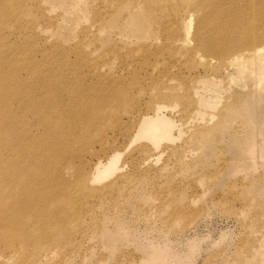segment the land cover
Segmentation results:
<instances>
[{
  "label": "rangeland",
  "instance_id": "rangeland-1",
  "mask_svg": "<svg viewBox=\"0 0 264 264\" xmlns=\"http://www.w3.org/2000/svg\"><path fill=\"white\" fill-rule=\"evenodd\" d=\"M119 1L113 7L107 0H0V78H20L30 105L51 100L71 115V123L78 108L70 107L69 87L83 94L93 89L97 105H104L99 121L87 122L85 128L101 127L100 133L78 146V157L70 163L49 154L32 185L39 175L55 187L63 180L69 185L86 181L94 164L104 163L114 150L121 154L118 166L127 177L132 172L109 193L61 191L62 196L72 195L79 224L47 228L51 234L69 233L57 246L23 252L4 241L0 229V264H264V88H256L253 70L259 62L253 57L230 63L251 54L255 46H239L227 58H215L224 59L221 64L201 52L190 55L186 52L192 41L175 43L173 36L178 40L188 33L189 40L195 39L203 14L196 5L205 0ZM221 2L219 11L232 17L240 11L246 20L255 8V16L264 18V0ZM234 24L233 17L215 25ZM121 90L124 98H117ZM200 98L216 101L212 110L203 111L207 118L202 122L191 118L193 103ZM182 101L190 103L186 113L180 109ZM158 102L165 104L163 114L181 125L184 136L179 145L172 144L175 149L162 144V159L156 163L155 157L149 161L145 143L129 144L139 117L152 116ZM11 106L16 108L18 140L40 136L37 118L25 114L18 100ZM108 141L106 147L99 144ZM58 161L62 166H56ZM44 187L41 181L38 197ZM3 211L1 206L0 217Z\"/></svg>",
  "mask_w": 264,
  "mask_h": 264
},
{
  "label": "bare ground",
  "instance_id": "bare-ground-1",
  "mask_svg": "<svg viewBox=\"0 0 264 264\" xmlns=\"http://www.w3.org/2000/svg\"><path fill=\"white\" fill-rule=\"evenodd\" d=\"M82 1L83 0H79V2ZM101 1H105V0H101ZM118 1L119 0H107V2H109L108 6L114 7L115 4L118 3ZM149 1L151 2V0ZM154 3L152 2V4ZM118 4L121 5V3ZM231 5L233 7V4H230L229 7ZM196 7L199 10H203V14L199 16L197 27L200 26V28L197 29L195 32L196 33L195 39L192 40L191 38V40H189V38L187 37L189 34L186 33L185 37H181L182 35L180 36L182 39L176 40L174 35L173 37L175 40L173 39L172 40L175 43H180V44H190L192 41L191 49L188 50L187 48L188 50L186 52L187 54L196 56L197 52H201L205 54L207 57L210 58L213 57V59L212 58L211 59L214 60V62L220 64L221 62L223 63L224 59L220 60L221 62H217L218 59L220 57L221 58L226 57L227 55L225 54L227 53L229 55V52L231 53L230 50L234 49V51L236 52L237 50L235 48L238 47L239 49V46L243 47L244 45H248L250 48L251 46L253 47L255 46V49L252 50L251 54L243 55V57H235L230 61V63L231 64L236 63L242 58L253 57L255 60L259 62V64L256 65L255 69L253 70L254 71L253 73L257 78L256 88L257 89L264 88V40H262L264 36L261 37V33L262 32L264 33V18L263 17L261 18L259 15L255 16L254 11L257 9L255 8L252 9L250 12L251 14H249V18L246 20L243 17L244 13L242 11H241L242 13H240V11L239 13L233 12L235 24L230 27H227L225 25L223 26V28H218L215 25L216 23L220 25L223 22H229L233 18L229 13H223L224 10H222L221 12L219 11V7H222L221 0L219 1L205 0L203 1V3L197 4ZM150 8L152 9V10L150 9L151 11H155L157 7H154L155 8L154 10L152 7ZM154 18H156L157 20V17L154 16ZM161 25H162L161 22L159 23V25L157 23V26H159L160 28ZM262 25L263 28L261 29L260 27ZM167 32L164 31V34H166ZM229 36L232 38V40L228 38ZM169 38L171 39L170 36ZM260 42H262L261 45ZM257 43L260 45V46L258 45L259 47H256L257 45L255 44ZM206 56L205 58H207ZM215 58L218 59H216L215 61ZM211 63L208 62V64ZM107 65L108 64L106 63V66ZM239 67L243 69L241 65H239ZM188 72L190 71L188 70ZM19 80L20 78L17 79V77H15V80H13V76L9 77L8 80H6V78L3 79L0 78V207L3 206L4 208L3 212L5 214L3 217H0V229L2 230L1 236L3 237L5 236L4 241L6 240L8 244H10L11 246L15 244V246L20 247L19 249L23 250V252L25 250L31 251L32 249L33 251L37 250L38 252V249H41L46 246L47 247L52 245L57 246L58 242L60 243L63 239L67 240L68 237L70 236L69 233L65 231L52 233V234L48 233L47 228L53 227L57 230L65 229L68 226V224L71 223V221L76 222L77 217L74 214L78 213V210L76 211L75 209V205H74L75 201L74 199L71 198L72 195L62 196V194L60 193L61 191H70L71 189L73 190L78 189L79 191L87 190L88 192L95 191V192L109 193L110 190L116 188L117 186L116 184L119 179H123L122 181L126 182L125 179L128 180L127 178L129 177V174L132 172L129 171L130 173L128 174L127 177L126 172L123 171L124 167L122 168L118 166L121 158V154L119 152L117 153L114 150L111 152V154L109 153L104 163L98 161L94 164L93 170L90 172V176L86 179V181H77L75 184L69 185L66 181L63 180L61 184H59L58 186L56 185L57 187H55V185L51 183L52 181L50 182L51 184H49L39 175L37 177L39 178L38 183L36 185H32L31 181L36 179V174H39L38 172L39 166L45 162L46 157L49 154L60 156L65 163H70L72 160L78 157L77 155L78 153L77 149H79L78 146L87 144L91 135H94L95 133L101 131L100 129L101 127L97 131H94L96 129L85 130V128L87 126V122H89L91 125L94 124V122H96L97 119L99 121L100 118L99 113L103 112L101 111V109L103 108L104 105H97L96 102L98 101V99L95 98L94 95L92 94L93 89L88 91V93L83 94L80 92V89H77L73 86L69 87L67 92L72 97L71 98L72 101L70 102V107L78 108L77 119L72 120L73 123H71L69 120L71 115L70 114L66 115L65 111L62 112V109L56 103L53 104L51 100L33 101L30 105L29 104V102L31 101V98L29 96L30 93H28L25 86L22 85ZM123 93L124 91L121 90V93H118L117 98H124ZM173 93L171 94V96L175 97L176 95H173ZM159 98L161 100L164 98V96L162 97L160 96ZM211 99L212 98H210L209 100L206 99L204 100L203 98H200L197 102H194L193 103L194 109L191 108L192 109L191 111L194 112V116L191 118L195 120L197 117L198 120H200L201 122L204 119H206L207 116L206 118L203 119V116H205L203 111L206 109L212 110V107L216 102L215 101L214 104H211L210 103ZM17 100L19 101V103L21 102V104H23V109H22L23 112L27 115H29V113H32V115H34L37 118L38 120L37 122L40 123L42 132L39 134L40 136L38 137H30L33 140L30 141L28 139L18 140L17 138L16 131L18 124L16 123L17 119L14 116V112L16 108H14V106H11V102L13 103V105H15ZM186 100H191V99L188 98ZM160 102L154 103L152 109L153 113L151 112L153 114L152 116L142 115L139 117V121L137 120L138 123L136 122L137 124L135 123L136 126L133 128L134 130L132 129L134 135L133 134H132L133 136L131 135L133 139L131 138L132 140L129 144V145L131 144L133 145V143H137V142L145 143L143 146L142 145L141 146L143 148L146 147L145 150H147V152L150 153L149 156L147 155L149 161L150 158L155 157L152 160H154L156 163L157 162L159 163V159L161 158L160 154H163V152L161 153L160 151V148L163 147L162 144L164 145L169 144L168 147L170 145L173 146L172 144L175 143V141H177L178 143L182 138L181 136H184L182 135V130H180L181 125L179 124L176 125L177 123L175 124V121H172L173 119L170 120L167 115L165 116L163 114V111H165L167 107H165V104L161 105ZM182 102H183L182 108L180 109L183 112H185L186 108L188 109L187 107L188 104L190 103L188 101H182ZM175 107L176 106L173 107V103H172V108ZM172 108L170 109L174 110ZM206 113L208 114V112ZM96 115H98L97 118ZM185 116L186 114L184 115V117ZM190 116H188L189 119ZM231 116L234 117L236 115L233 114ZM188 118H186V121L188 120ZM191 120L192 119H190V121ZM206 122L205 124H207ZM182 125H184V123ZM187 125L186 127L185 126L184 127L186 128V130H189L187 129L188 128ZM73 126H78L80 129L69 130L72 129ZM189 127L191 126L189 125ZM63 130H67V131H63ZM175 132L177 133L176 137L174 136ZM34 139H38V140L35 141ZM108 143L109 141L101 142L99 144L106 147L108 146ZM142 147L141 148L139 147L140 150L143 149ZM136 148L138 149V147ZM140 150L139 153L141 152ZM135 151L137 152V150ZM122 153L124 154V152ZM134 153H132L133 156ZM140 154L142 155V152ZM146 159L147 158H145V160ZM141 161H143V159ZM138 163L140 164V160L138 161ZM56 166L59 167L62 166L61 162L58 161L56 163ZM132 168L133 167H131V170ZM143 175L145 174H142V176ZM115 176L117 177L115 178ZM112 177H114L115 179ZM111 178L114 179V181ZM41 181L44 183L45 187L41 191V196L38 197L35 194V192L37 190V187L41 185ZM120 183L118 184L120 185ZM91 187H93L94 189ZM117 188H119V186ZM69 202L73 203V208L70 206ZM67 206H69V208ZM21 225H23V227ZM28 227L31 229L33 228L32 231ZM34 229H39V232L42 234L41 235L39 233L36 234L34 232L35 231ZM8 248L11 247L8 246Z\"/></svg>",
  "mask_w": 264,
  "mask_h": 264
}]
</instances>
